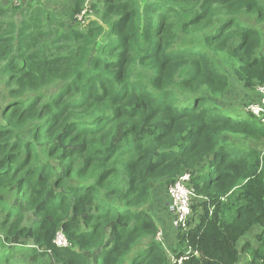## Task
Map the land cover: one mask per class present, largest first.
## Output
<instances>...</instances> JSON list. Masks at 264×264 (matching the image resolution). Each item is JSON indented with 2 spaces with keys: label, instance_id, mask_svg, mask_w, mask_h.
Returning a JSON list of instances; mask_svg holds the SVG:
<instances>
[{
  "label": "trees",
  "instance_id": "trees-1",
  "mask_svg": "<svg viewBox=\"0 0 264 264\" xmlns=\"http://www.w3.org/2000/svg\"><path fill=\"white\" fill-rule=\"evenodd\" d=\"M5 4L0 264H264V123L216 102L223 67L264 86V0H96L85 29L87 0ZM187 171L165 247L152 201Z\"/></svg>",
  "mask_w": 264,
  "mask_h": 264
},
{
  "label": "built area",
  "instance_id": "built-area-1",
  "mask_svg": "<svg viewBox=\"0 0 264 264\" xmlns=\"http://www.w3.org/2000/svg\"><path fill=\"white\" fill-rule=\"evenodd\" d=\"M86 8V7H85ZM83 9L78 14V20H82L87 12V8ZM258 94V99L255 100L245 111L255 115L264 123V86H257L255 89ZM170 201L168 209L174 214L173 225L176 229H188L189 221L193 216V198L196 196L195 188L192 184V173L187 171L181 173L175 180L167 187ZM162 232H159L157 239L162 241ZM55 243L59 246H66L67 239L62 233H58L55 238ZM188 258V255L180 257L172 256V264H183V261Z\"/></svg>",
  "mask_w": 264,
  "mask_h": 264
},
{
  "label": "rangeland",
  "instance_id": "rangeland-1",
  "mask_svg": "<svg viewBox=\"0 0 264 264\" xmlns=\"http://www.w3.org/2000/svg\"><path fill=\"white\" fill-rule=\"evenodd\" d=\"M4 1L8 3V4H5L7 7H9V4H11V3H12V5L13 4H20L24 7H29L31 5H34L37 0H4ZM95 1L96 0H87V4L85 7L88 10H87L86 14L84 15V17L82 18V20H77L82 29L87 28L89 26V23L92 20L97 19V17H98L95 14L94 10L92 9V4ZM17 19L19 20V16H17ZM260 28H261L262 34L264 35V24L261 25ZM223 68L225 69L226 73L228 74V76L230 78V87H229V90L225 94H223L222 97L219 98L216 102L219 104H222L224 106V108H227V110L229 112H232V111L238 112V116H236V117L241 118L244 115H246L245 112H247V111H245V109L248 108L255 100L258 99V94L256 93V91L253 92V90L246 88L243 83H241L239 80H237L234 77V74L231 73L230 69H228L227 67H223ZM2 89L4 90V92L6 94V91H7L6 88L2 86ZM5 101H6V98L0 99V112H1L2 107L5 104ZM250 145L254 146L253 143H251ZM262 156L264 157V151L262 152ZM164 191L165 190H163V193H164ZM170 217H171V221H172L174 214L171 213ZM155 221L160 223L161 218H157ZM170 225L172 226V224H170ZM259 231H260V227H256V228L252 229L251 231H249L241 239V241L239 242V245H242L245 241H251L252 244L256 246L257 245L256 234L259 233ZM175 232H176V229H175ZM161 238L163 239V241H165V243L168 242L166 240L164 232H162ZM160 242H162V241H160ZM176 244H177V242L172 241V243L170 245L175 246ZM164 246L168 247L167 244H165ZM239 264H247V256L246 255H243V254L241 255V261L239 262Z\"/></svg>",
  "mask_w": 264,
  "mask_h": 264
},
{
  "label": "crops",
  "instance_id": "crops-1",
  "mask_svg": "<svg viewBox=\"0 0 264 264\" xmlns=\"http://www.w3.org/2000/svg\"><path fill=\"white\" fill-rule=\"evenodd\" d=\"M163 190L164 193H163ZM163 190H159L156 195L153 198L152 201V212L154 214V218L155 220L157 218H161V222L157 224L160 226L161 232H164L166 240L168 242L167 245L169 247H172L170 244L172 243V241L177 242V236H176V232H175V228L173 226V218L171 221V211H169L168 209V203L170 201L169 195H168V191L167 189H163ZM163 214V215H162ZM172 224V226L170 225Z\"/></svg>",
  "mask_w": 264,
  "mask_h": 264
},
{
  "label": "clouds",
  "instance_id": "clouds-1",
  "mask_svg": "<svg viewBox=\"0 0 264 264\" xmlns=\"http://www.w3.org/2000/svg\"><path fill=\"white\" fill-rule=\"evenodd\" d=\"M161 241V240H160ZM165 241L162 240V243H164Z\"/></svg>",
  "mask_w": 264,
  "mask_h": 264
}]
</instances>
